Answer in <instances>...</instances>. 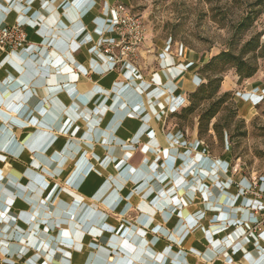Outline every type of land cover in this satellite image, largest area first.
Returning <instances> with one entry per match:
<instances>
[{"label":"crops","instance_id":"1","mask_svg":"<svg viewBox=\"0 0 264 264\" xmlns=\"http://www.w3.org/2000/svg\"><path fill=\"white\" fill-rule=\"evenodd\" d=\"M126 1L0 0V28L20 25L28 38L0 52V185L34 187L59 215L21 218L4 203L0 264H264V229L245 236L261 201L236 189L227 158L211 157L197 133L164 129L205 60L168 42L147 43L139 65L104 53ZM238 80L225 78L221 92L264 104V68Z\"/></svg>","mask_w":264,"mask_h":264},{"label":"rangeland","instance_id":"2","mask_svg":"<svg viewBox=\"0 0 264 264\" xmlns=\"http://www.w3.org/2000/svg\"><path fill=\"white\" fill-rule=\"evenodd\" d=\"M124 4L133 16L141 20L144 27L143 44L129 60L134 65H139L140 59L146 60L144 55L147 53L144 51L148 50L147 43L168 42L172 47L181 51L186 50L187 53L196 55L197 59L205 60L199 68V74L203 76L201 69L212 57L223 51L238 55L248 40L264 31V0H127ZM257 54L262 57L253 59L252 53L247 54L245 58L256 60L258 68H264V50H260ZM204 76L212 77L213 73L208 72ZM233 76L238 77L235 69H229L223 74L224 80ZM242 83L243 81L238 80V87H241ZM237 90L227 91L231 96L211 123L213 125L218 122L224 129L222 139L214 130L199 136V116L208 107L207 103L202 104L192 114L180 111L169 115L164 129L166 132L180 131L188 139L197 133L198 138L204 140L208 146V154L211 157L220 160L227 158L229 163L226 165L231 179L246 177L249 183L252 179L264 181V104L256 108L245 107L236 97ZM191 93L193 92L188 93V98ZM223 93L225 92L220 94ZM9 169L10 166L6 165L5 171ZM14 177L16 176L9 175L10 180ZM230 185V182H226V187H230V191L234 192L235 188ZM28 189L30 190L24 189L23 193L19 189L10 193L8 188L0 185V209L4 211L3 204L6 203L10 205L11 211L21 215V218L23 213L29 214V212L37 218L48 214L53 217L59 216L57 208L52 204L49 205L52 203L50 200L44 205H38V202L42 201L34 198L36 189L34 187ZM65 192L64 199L68 201V191ZM10 197L16 200L15 203H9ZM67 204L63 211L64 219H68V214L72 213ZM104 211L98 210V215L104 214ZM37 218L34 223L39 224ZM55 224L57 226L63 224L70 228V223L67 221ZM73 226L83 229V223L74 222ZM49 242H53V238H49Z\"/></svg>","mask_w":264,"mask_h":264},{"label":"trees","instance_id":"3","mask_svg":"<svg viewBox=\"0 0 264 264\" xmlns=\"http://www.w3.org/2000/svg\"><path fill=\"white\" fill-rule=\"evenodd\" d=\"M262 37L263 33L248 40L238 55L230 51L221 52L212 57L201 69L203 80L197 89L189 94L188 105L181 110V112L184 111L185 113L192 114L202 104H208V107L199 116V136H202L207 131L214 130L218 137L222 139L224 129L219 126L218 122L213 125L211 123L226 104L228 97L231 96L230 92L220 94L224 81L223 74L229 69H235L239 82L255 76L259 69L256 60L251 61L246 59L245 56L253 53V59L262 57L257 54L260 50H264ZM208 72L213 73V76L205 77L204 75Z\"/></svg>","mask_w":264,"mask_h":264},{"label":"built area","instance_id":"4","mask_svg":"<svg viewBox=\"0 0 264 264\" xmlns=\"http://www.w3.org/2000/svg\"><path fill=\"white\" fill-rule=\"evenodd\" d=\"M114 11L117 13L115 29L118 37L116 40L102 45V49L105 54L111 57L115 66L122 63L132 64L129 61L130 58L140 49L145 39L144 27L141 20L133 16L124 3L116 5ZM26 45H28L27 33L20 25L0 28L1 53H15L24 49ZM136 70L139 73V69L136 68ZM229 179L231 178L229 177ZM232 182L243 195L252 196L261 201L260 208H250L252 212L259 216V220L245 233L247 238H252L264 229V191L259 189V181L257 179H252L248 185H243L233 180Z\"/></svg>","mask_w":264,"mask_h":264}]
</instances>
